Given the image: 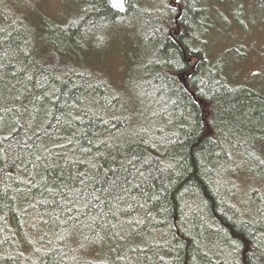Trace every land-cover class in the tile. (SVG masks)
I'll return each mask as SVG.
<instances>
[{"label":"trees","instance_id":"trees-1","mask_svg":"<svg viewBox=\"0 0 264 264\" xmlns=\"http://www.w3.org/2000/svg\"><path fill=\"white\" fill-rule=\"evenodd\" d=\"M211 1L76 0L40 36L0 0V264H264V87L211 58ZM133 14L129 77L80 60Z\"/></svg>","mask_w":264,"mask_h":264},{"label":"rangeland","instance_id":"rangeland-1","mask_svg":"<svg viewBox=\"0 0 264 264\" xmlns=\"http://www.w3.org/2000/svg\"><path fill=\"white\" fill-rule=\"evenodd\" d=\"M21 1L35 10L32 19L39 26L35 32L40 36L46 33L49 25L67 24L78 12L76 0ZM209 7L216 9L226 19L223 24L220 17L212 19L214 26L206 42L211 58L221 57L227 61L233 70L230 72L231 78L236 83L260 84L263 88L264 0H212ZM142 33V23L133 14L117 23L116 30L108 32L98 44L86 43L80 60L91 61L97 71L109 75L112 80L123 82L134 72L135 61H145Z\"/></svg>","mask_w":264,"mask_h":264},{"label":"water","instance_id":"water-1","mask_svg":"<svg viewBox=\"0 0 264 264\" xmlns=\"http://www.w3.org/2000/svg\"><path fill=\"white\" fill-rule=\"evenodd\" d=\"M109 5L116 11L120 13H124L127 10V3L128 0H108ZM177 0H173L172 3H176ZM180 14H181V9H180ZM191 61V60H189ZM181 80L186 84V79H185V74L181 75ZM193 97L196 98L195 94H193ZM201 105H203V102H200Z\"/></svg>","mask_w":264,"mask_h":264}]
</instances>
